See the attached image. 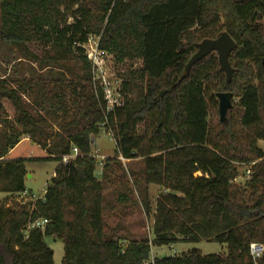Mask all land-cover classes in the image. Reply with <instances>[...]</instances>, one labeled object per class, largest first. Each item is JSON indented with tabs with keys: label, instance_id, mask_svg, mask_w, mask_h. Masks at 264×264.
I'll use <instances>...</instances> for the list:
<instances>
[{
	"label": "trees",
	"instance_id": "1",
	"mask_svg": "<svg viewBox=\"0 0 264 264\" xmlns=\"http://www.w3.org/2000/svg\"><path fill=\"white\" fill-rule=\"evenodd\" d=\"M221 31L237 43L231 81L216 52L186 72L197 43ZM92 36L118 59L141 62L126 74L123 103L110 110L89 83L85 47ZM0 38L20 53L18 79L11 80L16 86L0 80V156L29 137L58 161L51 185L34 203L8 201L27 190V159L0 161V192L7 194L0 198V264H54L46 236L63 241L62 264H264V256L254 260L249 249L253 241L264 243V150L258 144L264 140V0H0ZM34 43L41 55L32 51ZM23 59L36 61L40 73L52 69L51 77L26 78ZM70 60L81 61L85 71L70 70ZM226 90L237 101L221 121L217 92ZM4 100L14 107L12 118ZM104 128L118 154L141 157L139 167L129 168L134 185L163 188L151 243L134 239L123 246L127 237L115 236L116 228L105 231V184L91 154ZM74 147L77 155L63 162ZM251 161L249 178L239 184L235 162ZM142 202L149 211L146 198ZM38 217L48 218L45 229L27 231ZM201 240L225 244L226 253L195 248L152 256L153 245Z\"/></svg>",
	"mask_w": 264,
	"mask_h": 264
},
{
	"label": "rangeland",
	"instance_id": "2",
	"mask_svg": "<svg viewBox=\"0 0 264 264\" xmlns=\"http://www.w3.org/2000/svg\"><path fill=\"white\" fill-rule=\"evenodd\" d=\"M218 35V34H215ZM33 52L41 55L42 49L38 44H31ZM85 50L88 54L90 61L92 78L90 84L92 85L94 94L101 102V92L103 99L106 100V104L111 106L112 104L106 98L107 92L111 91L113 94H121V98L126 95L123 82L126 79V74L141 65L138 60H120L117 55L108 51H103L98 46V37L92 36L90 41L86 44ZM20 56L17 48L11 44H8L0 38V80H7L13 86H16L15 82H11L12 79H18V73L15 70L18 69ZM22 70L26 78H42L44 80L49 79V70L45 69L43 72L37 69L39 66L36 61L22 60ZM30 64V65H29ZM70 70L75 73L82 74L85 69L81 61L70 60L67 62ZM32 68H36L33 72ZM57 67L59 69L60 67ZM251 70L256 71V65L251 63ZM235 72V71H234ZM69 73L66 71L65 75ZM240 80V77H239ZM23 98L26 101H30V96L25 93ZM237 101V97L234 95L233 102ZM4 106L12 118L14 116V107L10 101L4 100ZM52 123L54 121H51ZM53 129L56 128L54 123ZM258 144L264 150V140H258ZM116 140L111 130L104 128L100 135L94 140L91 148V154L97 160L96 174L99 178L103 179L104 187V202H103V216L106 222L105 231L116 228L115 236H125L127 240L122 241V245L126 246L130 240H143L148 238L150 243L154 239L153 234V222H154V210L156 200L161 191L162 186L150 184L146 185L145 182L142 186L134 185V178L129 173V168L139 167L141 157L134 159H126L117 152ZM78 153L77 148L72 149V154ZM49 153L38 144L34 143L29 137L23 138L8 154L4 156V159L12 158H25L27 175L25 178L26 189L35 194L36 197H43L45 189L51 185L52 176L58 161L49 157ZM73 158V157H71ZM108 158H112L108 161ZM105 163L108 166L104 167ZM141 166V164H140ZM239 170V176L237 182L243 184L247 178L244 175L245 166L236 165ZM105 173V177L103 174ZM101 173V174H100ZM100 174V175H99ZM197 174H200L198 172ZM143 182V181H142ZM121 194H127L128 199L121 200ZM7 196L6 193L0 192V198ZM16 196H8V201L11 202ZM146 198L149 204V211L143 208L142 201ZM34 203V202H32ZM45 241L54 251L53 259L54 264H62L64 255V243L59 238L53 236H46ZM199 249L204 254L209 253H226V245L214 240H201L199 242H186L181 241L171 245L152 246V256L159 253H166L168 255L181 254L192 249Z\"/></svg>",
	"mask_w": 264,
	"mask_h": 264
},
{
	"label": "water",
	"instance_id": "3",
	"mask_svg": "<svg viewBox=\"0 0 264 264\" xmlns=\"http://www.w3.org/2000/svg\"><path fill=\"white\" fill-rule=\"evenodd\" d=\"M237 43L235 39L227 32L221 31L215 38H205L199 43H197V50L191 56L186 65V72H188L191 66L198 60L205 57L211 52H216L218 54V59L220 63V69L226 74V81L230 82L234 68L230 62V54L236 47ZM264 64V58H263ZM217 98L219 102V115L221 121H225L227 117L228 110L233 106L234 93L232 91H219L217 92ZM166 253H162L161 256L164 257Z\"/></svg>",
	"mask_w": 264,
	"mask_h": 264
},
{
	"label": "built area",
	"instance_id": "4",
	"mask_svg": "<svg viewBox=\"0 0 264 264\" xmlns=\"http://www.w3.org/2000/svg\"><path fill=\"white\" fill-rule=\"evenodd\" d=\"M106 98L110 101V103L112 104L111 106L107 108L110 110L112 109L114 106H119L123 103V97L121 98V94H113L111 93V91L107 92ZM75 155H77V153L72 154L68 153L62 156V161L63 162H67L68 160L72 159L71 157H75ZM4 160V156H0V161ZM236 165H244L245 166V172L244 175L249 178L250 174H251V169L252 166L255 164V161H251V162H235ZM46 191V189H45ZM19 195L18 198H14V200L18 201V202H22L25 203L27 201H31V202H35L37 199L42 198V197H36L34 193H32L31 191L25 190L23 191L21 194H16ZM14 195V196H16ZM49 222L48 218L45 217H38L36 219H32L29 221L28 226H27V231L29 229H33V228H39L41 230H44L47 223ZM250 249V254L253 257L254 260L260 259L264 256V243L260 242V241H253L250 243L249 246Z\"/></svg>",
	"mask_w": 264,
	"mask_h": 264
},
{
	"label": "crops",
	"instance_id": "5",
	"mask_svg": "<svg viewBox=\"0 0 264 264\" xmlns=\"http://www.w3.org/2000/svg\"><path fill=\"white\" fill-rule=\"evenodd\" d=\"M140 61V60H139ZM135 69V68H134ZM25 138V137H24Z\"/></svg>",
	"mask_w": 264,
	"mask_h": 264
}]
</instances>
